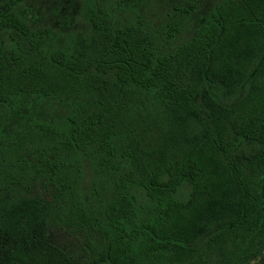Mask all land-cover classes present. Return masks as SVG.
<instances>
[{
	"label": "trees",
	"instance_id": "16d2710c",
	"mask_svg": "<svg viewBox=\"0 0 264 264\" xmlns=\"http://www.w3.org/2000/svg\"><path fill=\"white\" fill-rule=\"evenodd\" d=\"M145 3L0 0V264H264V0Z\"/></svg>",
	"mask_w": 264,
	"mask_h": 264
},
{
	"label": "rangeland",
	"instance_id": "374dc122",
	"mask_svg": "<svg viewBox=\"0 0 264 264\" xmlns=\"http://www.w3.org/2000/svg\"><path fill=\"white\" fill-rule=\"evenodd\" d=\"M189 1L197 4L189 14L184 15L185 19L182 31L180 33L175 32L178 36H187L195 21V17L199 19L204 15L203 12L206 11L213 0H146L144 13L151 25L157 31L164 34L167 23L174 19L169 16L173 11V4L186 6ZM176 41L178 40L176 39ZM41 235L60 245L72 258L76 259L79 257L80 238L78 236L70 235L64 229L48 223H44L41 226ZM4 254L7 259H18L23 264H64V261L57 254L38 251L33 245L25 243L22 236H17L6 248Z\"/></svg>",
	"mask_w": 264,
	"mask_h": 264
}]
</instances>
